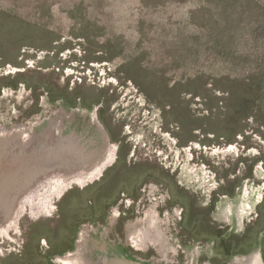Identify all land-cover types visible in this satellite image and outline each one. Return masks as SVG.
Wrapping results in <instances>:
<instances>
[{
	"label": "rangeland",
	"instance_id": "rangeland-1",
	"mask_svg": "<svg viewBox=\"0 0 264 264\" xmlns=\"http://www.w3.org/2000/svg\"><path fill=\"white\" fill-rule=\"evenodd\" d=\"M1 187L0 264L264 262V0H0Z\"/></svg>",
	"mask_w": 264,
	"mask_h": 264
},
{
	"label": "bare ground",
	"instance_id": "bare-ground-1",
	"mask_svg": "<svg viewBox=\"0 0 264 264\" xmlns=\"http://www.w3.org/2000/svg\"><path fill=\"white\" fill-rule=\"evenodd\" d=\"M57 136H58V134H54V133H50L48 136H46V138H47V144H48V146H50V147H55V149L54 150H56V147H57ZM45 139V138H44ZM40 140V138H38V139H36L35 141H34V144H33V149H31L32 148V146L31 147H26L25 148V152H26V156H28L27 158H26V162H28V165H32L33 163H31L30 161H33L34 160V158H35V156L36 155H33L32 154V152H33V150H35V147H36V145L38 144V141ZM46 141V140H45ZM47 146V145H46ZM11 148V147H10ZM10 150V149H9ZM117 149H116V146H113V151L111 152V154H110V156L108 157V160H106V162L104 163V165H102L101 167H100V170H99V172H98V175H99V173L101 174V172H103L104 170H105V168H108L109 166H111L112 164H113V162L115 161L114 160V157H115V151H116ZM11 151V150H10ZM108 151V150H107ZM24 152V151H23ZM56 154V152L54 153V155ZM53 155V156H54ZM14 156V154H13V152L9 155V157H12V159L14 158L13 157ZM21 157V156H20ZM17 158V157H16ZM52 158V157H51ZM15 159V158H14ZM29 159V160H28ZM49 160V159H48ZM15 161V160H14ZM16 162V161H15ZM13 165V164H12ZM15 165V164H14ZM17 166V165H16ZM40 166V165H39ZM42 166V165H41ZM13 167V166H12ZM17 168V167H16ZM23 168V167H22ZM24 168H25V165H24ZM30 168H35V166H32V167H30ZM36 168H38V166L36 167ZM46 167H41L40 169H35V172H34V170L31 172V173H29V174H27V177L23 180L24 182L23 183H26V187H29L27 190H25V192H23V195H21V193H20V195H21V197H19V199L20 198H22L23 196H24V198L26 199V198H28V197H30L29 195L30 194H32V196L33 195H37L38 194V191H37V189L40 187V184H41V181H42V179H43V177H44V173L46 172V170L47 169H45ZM27 169V168H26ZM28 170V169H27ZM22 175V174H21ZM24 175V174H23ZM96 176V175H95ZM94 176V177H95ZM19 178H21V177H19ZM96 179H97V177H96ZM18 180V179H17ZM41 180V181H40ZM20 182H21V180H19ZM19 181H18V183H19ZM23 183H21V184H23ZM12 184V183H11ZM17 187H19L18 185H16ZM13 187V186H12ZM19 189V188H18ZM18 189H16L17 191H18ZM23 189V188H22ZM16 190H14V191H16ZM16 191V192H17ZM20 191V190H19ZM22 191V190H21ZM20 191V192H21ZM28 191H30V192H28ZM9 193V192H8ZM11 193V192H10ZM9 193V194H10ZM15 193V192H14ZM13 194V193H12ZM14 195V194H13ZM15 195H16V193H15ZM18 195V194H17ZM12 196V195H11ZM3 197H4V199L6 200H8V197L6 196V193L4 192V189L1 187V189H0V198L2 199V203H1V201H0V218L1 217H3V220L4 219H6V218H4V213H6V208H5V204H4V199H3ZM10 197V196H9ZM12 198V197H11ZM14 200V199H13ZM12 205V204H11ZM10 206V205H9ZM12 208V207H11ZM33 215H38L37 214V212L36 213H34ZM89 239V238H88ZM133 241H135V242H137L138 243V241H140V239H138V238H134L133 239ZM70 255V254H69ZM68 255V256H69ZM69 259H72L73 260V262H74V264H83V262H82V260L79 258V255L78 254H75L74 256H72L71 255V257H69ZM59 264H69V263H67L66 261H64V260H58L57 261ZM117 264H142V263H138V262H132L131 260H127V259H125L124 261H119Z\"/></svg>",
	"mask_w": 264,
	"mask_h": 264
},
{
	"label": "flooded vegetation",
	"instance_id": "flooded-vegetation-1",
	"mask_svg": "<svg viewBox=\"0 0 264 264\" xmlns=\"http://www.w3.org/2000/svg\"><path fill=\"white\" fill-rule=\"evenodd\" d=\"M105 107V102L102 103L101 108ZM113 139V136L111 134V140ZM118 141V140H117ZM116 142V141H115ZM119 149H118V156H117V160L115 161V163L110 167V168H114L113 172H119L121 171V173L125 172L124 168H134V166L130 165V164H126V156H125V150L127 147V142H125L124 140H119ZM124 174V173H123ZM189 213H190V208H189ZM157 219L156 216L150 219L149 225L145 228L142 229L141 231H139L137 234H135L132 238V240L134 238H138L140 239V241L135 242L133 241L136 245L138 246H143L145 245L149 240L150 237L155 234V235H159L160 234V229L156 228L157 226ZM69 257H71V254L69 256L66 257H62L64 261H66L69 264H74L72 259H69ZM61 258V257H60ZM62 260V259H61ZM253 262L256 264H264L262 258L260 255H257L253 258Z\"/></svg>",
	"mask_w": 264,
	"mask_h": 264
},
{
	"label": "crops",
	"instance_id": "crops-1",
	"mask_svg": "<svg viewBox=\"0 0 264 264\" xmlns=\"http://www.w3.org/2000/svg\"><path fill=\"white\" fill-rule=\"evenodd\" d=\"M251 264H255L254 262H252ZM257 264V263H256Z\"/></svg>",
	"mask_w": 264,
	"mask_h": 264
}]
</instances>
